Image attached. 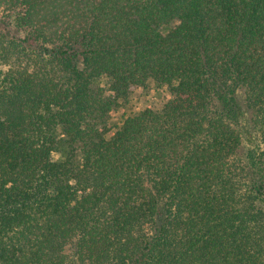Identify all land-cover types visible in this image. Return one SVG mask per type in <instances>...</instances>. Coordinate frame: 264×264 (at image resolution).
<instances>
[{"label": "trees", "instance_id": "1", "mask_svg": "<svg viewBox=\"0 0 264 264\" xmlns=\"http://www.w3.org/2000/svg\"><path fill=\"white\" fill-rule=\"evenodd\" d=\"M0 264H264V0H0Z\"/></svg>", "mask_w": 264, "mask_h": 264}, {"label": "rangeland", "instance_id": "2", "mask_svg": "<svg viewBox=\"0 0 264 264\" xmlns=\"http://www.w3.org/2000/svg\"><path fill=\"white\" fill-rule=\"evenodd\" d=\"M156 93L153 91H146V90H139L132 96V103L129 107H126L125 113L129 114L133 111H138L140 109L146 108V107H154L159 108L165 99L157 97L155 95ZM168 98V97H167ZM116 116V115H115Z\"/></svg>", "mask_w": 264, "mask_h": 264}]
</instances>
